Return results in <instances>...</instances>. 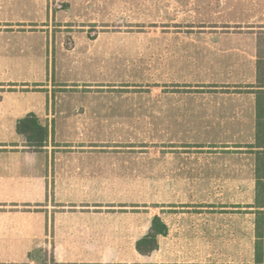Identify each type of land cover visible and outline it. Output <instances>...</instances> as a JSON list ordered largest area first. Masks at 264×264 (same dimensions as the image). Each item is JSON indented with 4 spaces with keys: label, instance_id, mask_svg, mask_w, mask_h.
<instances>
[{
    "label": "rangeland",
    "instance_id": "1",
    "mask_svg": "<svg viewBox=\"0 0 264 264\" xmlns=\"http://www.w3.org/2000/svg\"><path fill=\"white\" fill-rule=\"evenodd\" d=\"M262 21L264 0H0V60L19 63L7 74L31 77L32 67L20 62L43 55L49 61V106L54 111L73 107L82 112L76 115L80 124L104 125L67 135L60 128L53 140L75 138L73 145L85 141L98 151L130 156L139 178L126 180L132 187L123 199L129 206L141 202L144 190L147 220L169 207L171 213L163 218L172 224L173 236L145 264L255 263V215L246 209L251 178H160L157 161L162 155L171 158L172 166H181L179 161L196 158L202 150L196 131L180 124L171 128L165 120L180 121L193 116L189 110L231 104L210 96L208 84H202L201 92V84L192 82L202 69L201 46L219 42L222 34L253 31L262 43ZM67 59L89 64H67ZM64 79L81 82L63 85ZM166 109L176 114H160ZM242 162L246 172L249 161ZM204 182L210 190H224L219 198L225 201V226L218 242L201 237L202 212L211 211L202 208ZM47 264L56 263L50 259Z\"/></svg>",
    "mask_w": 264,
    "mask_h": 264
},
{
    "label": "crops",
    "instance_id": "2",
    "mask_svg": "<svg viewBox=\"0 0 264 264\" xmlns=\"http://www.w3.org/2000/svg\"><path fill=\"white\" fill-rule=\"evenodd\" d=\"M260 25H264V21ZM261 29L264 35V26ZM260 44L258 33L253 31L222 34L219 42L201 46L202 69L198 79L192 82L201 84V92L205 87L202 84H208L210 96L231 104L189 110L187 115L193 116L180 121L165 120L171 128L180 124L182 128L196 131L198 137L202 136L197 143L202 150L196 158L191 155L179 161L181 166H172L171 158L162 155L157 161L160 178H251V200L246 209L255 215L252 224L255 239L259 210L256 206L257 152L264 153V147H255L256 98L259 90L264 91V84H257ZM262 46L264 50V37ZM38 58L20 62L32 67L31 77L8 75V70L19 63L0 60V87H3L0 99V264H47L50 259L56 264H145L150 255L141 254L136 243L147 234L154 216L163 218V214L171 213L166 209L169 207H162L164 211L155 212L147 220L144 190L141 202L133 201L129 206V200L123 199L132 187L126 180L139 178L138 169L130 165L134 163L130 156L98 151V146L85 141L73 145L78 142L75 138L53 140V133L55 135L60 128L67 135L77 130H98L104 125L94 121L80 124L76 115L82 112L77 109L57 107L54 111L49 106L51 90L46 82L49 61L40 54ZM65 62L76 66L89 64L71 59ZM72 82L81 80L64 79L63 85ZM32 84L35 88L30 87ZM231 88L234 90L229 91ZM30 112L36 113L51 130L43 151L28 150L17 132V120ZM160 114L176 113L166 109L160 110ZM243 159L249 161L246 166L249 174H243L246 173ZM181 172L186 174L179 175ZM206 183L201 193L205 198L202 208L211 211L202 212L201 237H212L218 242L225 226V201L219 198L224 190L221 187L210 190ZM135 188L134 183L133 190ZM137 190L139 192L138 184ZM234 203L240 205L241 202ZM260 210L264 211V207ZM164 221L169 231L159 237L154 255L161 254L173 236L172 224ZM188 222L193 226L192 220ZM195 233L193 228L188 235L193 239Z\"/></svg>",
    "mask_w": 264,
    "mask_h": 264
},
{
    "label": "trees",
    "instance_id": "3",
    "mask_svg": "<svg viewBox=\"0 0 264 264\" xmlns=\"http://www.w3.org/2000/svg\"><path fill=\"white\" fill-rule=\"evenodd\" d=\"M257 84H264V50L262 43L259 48V59L257 61ZM17 132L23 136L25 146L30 151H43L48 145L51 130L48 124L42 122L40 117L30 112L17 120ZM255 147H264V91L259 90L256 98V142ZM257 175V197L256 206L259 208V216L256 219V245L255 264H264V216L260 208L264 207V153L257 152L256 163ZM169 231L167 223L159 215L154 216L147 234L136 243L137 250L143 255H150L159 247V236L166 235Z\"/></svg>",
    "mask_w": 264,
    "mask_h": 264
}]
</instances>
